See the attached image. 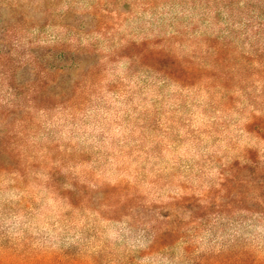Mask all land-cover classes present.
Segmentation results:
<instances>
[{
  "label": "rangeland",
  "instance_id": "374dc122",
  "mask_svg": "<svg viewBox=\"0 0 264 264\" xmlns=\"http://www.w3.org/2000/svg\"><path fill=\"white\" fill-rule=\"evenodd\" d=\"M246 2L0 0V123L13 129L0 160L14 162L0 171V250L12 249L17 259L68 254L117 264L130 249L143 264H189L180 258L184 242L168 258L145 253L146 242L123 241L121 223L140 208L169 220L177 215L175 223L207 214L204 223L186 226L194 256L219 250L238 229H211L225 211L208 205L210 187L221 203L243 200L231 203L232 216L251 214L242 207L264 215V204L252 200L255 191L264 199V188L245 181L264 176V0ZM31 39L45 47L60 41L55 52L64 60L56 63L65 71L49 76L54 82L35 107L8 115L12 102L26 103ZM210 46L223 59L204 71ZM114 51L119 55L111 57ZM45 57L44 64L55 61ZM88 67L92 74L85 75ZM53 89L62 95L54 99ZM53 166L61 169L58 189L46 185ZM230 167L226 196L218 182ZM76 188L72 207L60 192ZM174 195L180 205L169 203ZM239 234L254 251L249 261L264 260V223Z\"/></svg>",
  "mask_w": 264,
  "mask_h": 264
},
{
  "label": "trees",
  "instance_id": "16d2710c",
  "mask_svg": "<svg viewBox=\"0 0 264 264\" xmlns=\"http://www.w3.org/2000/svg\"><path fill=\"white\" fill-rule=\"evenodd\" d=\"M253 1L258 0H247L246 5L251 6L253 5ZM264 10V9H262ZM262 11L261 13H263ZM264 14V13H263ZM264 18V17H263ZM36 44V46L34 45ZM61 42L58 40L53 41V45L51 46H42L40 45L39 41H36L35 39H31L28 41V63H29V69L30 74L32 75L30 77V80L28 83H26V103H17L12 102L10 105H8L7 113L8 115L11 113L16 114L17 112H22L25 109H29L30 107H35L34 104L38 97L45 96V92L48 89V85L50 82H54V79L50 78L49 76L57 77L60 72H64V67L59 62L60 60H64V54H58L55 52V48L60 45ZM67 47V46H66ZM69 47V46H68ZM92 48V47H91ZM211 48V54L213 55V60L210 63H204L200 65L201 70L206 69H214L217 70V68L220 66L219 62L222 61L223 56L221 53V49L218 46L209 47ZM71 50V49H70ZM238 53V52H237ZM239 57L241 59H250V55L247 53H238ZM119 55L117 51H114L111 53V57H116ZM47 57L52 58L55 60L53 63H43L44 59ZM113 59V58H111ZM80 63V62H79ZM92 68L88 67L86 70V74H92ZM168 76H172L173 73L166 72ZM178 77V76H177ZM180 78V77H178ZM223 85L228 86V83H226V78L223 79ZM264 80V79H263ZM56 81V80H55ZM80 85V81H77L73 84V87L78 88ZM56 87V86H54ZM13 91L12 94L14 96L20 97L21 92H18L16 90V87H12ZM54 93H50V96H53L54 99H57L58 96H61L62 93L60 91H56L55 89L52 90ZM264 95V92H262ZM262 95V94H261ZM230 97V96H228ZM255 115H252V118H254ZM16 122H23L25 120L24 117H15ZM4 122V121H2ZM10 123H6L3 125L0 123V153L1 151L5 154L6 151L9 150V145L11 143V140L13 138L12 134V128H10ZM13 124V123H12ZM248 124V123H247ZM6 126L5 130L2 128ZM13 160L10 159V156H7L5 160H0V171H9L11 168L10 165H12ZM14 163V162H13ZM236 166V165H235ZM245 168L250 169V165H244ZM60 168L57 166H53L50 168V170L47 171V178H46V185L48 188L58 189L57 181L55 180L56 175L60 174ZM232 168H224L222 171H220V181L218 182L220 186V191L225 190L226 196H230L232 193L231 191V185H233V178H231L234 174L232 173ZM22 177H26V174L21 175ZM252 180V181H251ZM245 179V181L249 184H252V186L255 188L254 190L263 189L264 188V176L260 177L258 179ZM244 181V182H245ZM214 186L210 187V189L207 190L205 193V197L208 200L209 204L212 207L220 206L224 209L225 213H218L216 217L214 216V220L212 222V228L214 227H225V226H234L237 227L233 233H230L231 239L230 241L226 242V244L221 247L219 250H210L204 253H200L198 255H192V249L191 244L189 241H185L187 234V225L191 222H196V225H200L204 223L206 220H209V218L205 217L206 215H190L191 218L188 219H181L177 221V215H174V219L169 220L170 217L168 214H163L158 211H153L152 214H148L143 210L142 208L139 209L138 215L134 217H127V219L121 223L122 226L120 227V230L123 235V241L128 243V241L133 237L136 240V246L140 247L143 243H145L144 252L145 253H158L162 255L163 258H168L170 255V251L175 248V246L179 243H185L186 245L182 248V254L180 258H187L189 261V264H264V260L258 258V260H254L253 262L250 260L251 253H254L250 249L249 246L246 245L245 240L243 239V236L239 234V230L242 228L245 229H252L254 227H258L261 225V223H264V215H257L254 213V211H251V208L242 207V209L248 211V213L251 214H245L242 213L240 217H234L230 214L231 211V203L233 201H236L238 204H241L243 202L242 199L235 196L234 198H230V201L226 202L224 201L221 203L218 201L215 196L212 195V189ZM79 188H76L74 191H72L70 194L66 192H60V194L66 199L67 204L76 207L77 205L74 202V194L78 193ZM72 193H74L72 195ZM262 196L258 192H254V196L252 200L255 204H264V199H262ZM171 201L169 203H174V205H180L182 197L179 195L171 196ZM214 197V198H213ZM253 203V204H254ZM107 207L110 208V211L114 212L115 207L112 205V203H105ZM231 208V209H230ZM243 212V211H242ZM176 213V212H175ZM174 214V212H173ZM112 218V217H111ZM169 218V219H168ZM108 220L110 218H106ZM115 222H118V219H114ZM113 222V221H112ZM165 223V225L160 226V223ZM149 225V226H148ZM210 229V230H211ZM216 237V236H215ZM139 242H142L141 244ZM188 242V243H187ZM109 244H105V252L108 248ZM135 252L126 249L123 257L121 259H118L117 264H126L130 262L131 264H143L138 262L137 258L138 256L134 254ZM253 255V254H252ZM176 258V257H175ZM178 258V257H177ZM0 264H87L84 261H82L79 258L73 257L71 255H66L64 258L63 256H52V255H42L40 259H30V258H24V259H17L15 255L13 254L12 249H1L0 250Z\"/></svg>",
  "mask_w": 264,
  "mask_h": 264
}]
</instances>
